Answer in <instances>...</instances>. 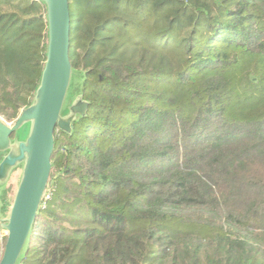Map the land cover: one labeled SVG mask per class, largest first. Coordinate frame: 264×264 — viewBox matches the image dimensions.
I'll return each instance as SVG.
<instances>
[{
  "label": "trees",
  "instance_id": "obj_1",
  "mask_svg": "<svg viewBox=\"0 0 264 264\" xmlns=\"http://www.w3.org/2000/svg\"><path fill=\"white\" fill-rule=\"evenodd\" d=\"M69 4L90 107L55 133L22 264H264V0ZM46 13L0 0L9 123L39 87Z\"/></svg>",
  "mask_w": 264,
  "mask_h": 264
},
{
  "label": "water",
  "instance_id": "obj_2",
  "mask_svg": "<svg viewBox=\"0 0 264 264\" xmlns=\"http://www.w3.org/2000/svg\"><path fill=\"white\" fill-rule=\"evenodd\" d=\"M35 1L47 10L48 28L39 87L30 107L15 121L8 124L0 117V228L7 232L0 264H22L50 185L55 133L72 134L75 123L86 118L90 107L84 100L85 73L77 72L70 60L69 0ZM17 171L18 185L5 216L2 198Z\"/></svg>",
  "mask_w": 264,
  "mask_h": 264
},
{
  "label": "rangeland",
  "instance_id": "obj_3",
  "mask_svg": "<svg viewBox=\"0 0 264 264\" xmlns=\"http://www.w3.org/2000/svg\"><path fill=\"white\" fill-rule=\"evenodd\" d=\"M77 81H78V80H76V82H77ZM78 82H79V81H78ZM21 112H22V111H21ZM1 117H2V116H1ZM2 120H3L4 122L8 123V124H11V123L5 121L3 118H2ZM26 134H27V131L24 132L23 137H24ZM18 175H19V171H17V172L14 174L13 179H12V181H11V183H10L11 185H10V187L8 188V190L6 191L7 194H8V201H9V203H11V205H12V200H13L14 193H15L16 188H17V185H18V183H17ZM10 208H11V207H10ZM9 210H10V209H9ZM8 213H9V212H8ZM2 253H3L2 248H0V259H1Z\"/></svg>",
  "mask_w": 264,
  "mask_h": 264
},
{
  "label": "built area",
  "instance_id": "obj_4",
  "mask_svg": "<svg viewBox=\"0 0 264 264\" xmlns=\"http://www.w3.org/2000/svg\"><path fill=\"white\" fill-rule=\"evenodd\" d=\"M51 200H52V196L47 191V195L45 197V201H44V204L43 205L45 206V204L47 203V201H51ZM6 238H7V232L4 231V230H2L0 228V248H2V251H3L4 246H5V243H6L5 242L6 241Z\"/></svg>",
  "mask_w": 264,
  "mask_h": 264
}]
</instances>
